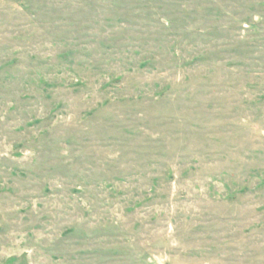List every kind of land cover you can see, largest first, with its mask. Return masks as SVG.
<instances>
[{
	"label": "rangeland",
	"instance_id": "rangeland-1",
	"mask_svg": "<svg viewBox=\"0 0 264 264\" xmlns=\"http://www.w3.org/2000/svg\"><path fill=\"white\" fill-rule=\"evenodd\" d=\"M0 264H264V0H0Z\"/></svg>",
	"mask_w": 264,
	"mask_h": 264
}]
</instances>
